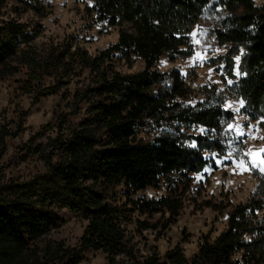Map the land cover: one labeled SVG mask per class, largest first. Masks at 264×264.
Masks as SVG:
<instances>
[{
    "label": "trees",
    "instance_id": "1",
    "mask_svg": "<svg viewBox=\"0 0 264 264\" xmlns=\"http://www.w3.org/2000/svg\"><path fill=\"white\" fill-rule=\"evenodd\" d=\"M91 1L87 11L98 22L108 26L130 24L134 34L120 32L114 45L93 58L81 53V65L97 74L84 94L98 100L67 138L55 145L51 142L52 150L59 154L57 162L52 163L51 152L45 153L41 146L35 148L47 167L48 182L10 187L13 197L0 201V246L23 249L57 228L58 219L50 209L57 204L76 213L87 225L78 249L56 244L46 252L49 262L79 264L82 253L94 251L104 254L107 264H264V217L257 219L264 201L255 197L234 206L226 229L212 242L205 239L189 259L178 246L163 257L155 250L140 254L125 227L132 220L126 213L151 217L166 211L169 219L162 229L168 228L178 216L193 175L207 166L215 167L205 152L223 155L225 142L230 139L233 114L222 107L221 96L209 93L193 104L179 102L177 99H184L187 93L180 76L154 69L164 53L178 57L192 54L191 27L212 0ZM220 2L229 12L238 7L243 10L240 15L226 17L215 36L219 44L243 47L244 75L231 90L247 108L257 112L264 105V6L259 8L252 0ZM32 10L42 16V10ZM26 28L15 19L0 22V65L22 46L28 48L39 34L37 25ZM115 55L127 63L136 56L144 67L134 74L107 75L103 66ZM34 62L28 61L35 68L32 78L39 69ZM159 84L166 89L152 91ZM55 91V86L46 89L48 94ZM144 130L152 133L151 138L137 139ZM118 186L125 196L120 203L112 198L113 188ZM162 186L167 196L132 198L138 191ZM134 223L139 231L159 226L139 217Z\"/></svg>",
    "mask_w": 264,
    "mask_h": 264
},
{
    "label": "rangeland",
    "instance_id": "2",
    "mask_svg": "<svg viewBox=\"0 0 264 264\" xmlns=\"http://www.w3.org/2000/svg\"><path fill=\"white\" fill-rule=\"evenodd\" d=\"M24 1L0 0V22L15 19L28 30L36 25L39 29L28 48L22 46L14 57L0 65V201L13 197L11 186H37L48 182L47 167L35 148L41 146L45 153L51 152L52 163L57 162L59 154L52 150L51 142L55 145L56 141L67 138L88 116L89 106L98 100L90 93L84 94L93 86L97 74L81 65V53L93 58L114 45L120 32L134 34L130 24L108 26L98 22L95 15L87 11L91 0ZM252 1L259 8L264 6V0ZM33 7L42 10V16L35 14ZM242 12L240 7L229 12L220 0H212L203 16L191 27L192 54L178 57L164 53L154 66L162 74L176 72L180 76L187 93L184 99H177L179 102L193 104L214 93L222 97V107L232 112L233 119L224 154L205 152V157L212 159L215 167L207 166L193 175L178 216L168 228L162 229L169 219L166 211L151 217L126 213L132 219L125 225L127 234L140 254L155 250L163 257L178 246L189 259L205 239L212 242L226 229L234 206L252 197L264 201V172L259 167L252 168L249 163L259 164L264 159L260 151L264 149V105L257 112L252 111L232 92V86L244 75L245 52L243 47L219 44L215 36L226 17ZM30 59L39 64L36 78L31 76L35 68L28 65ZM143 67V61L136 56L127 63L115 55L105 62L103 71L107 75L111 72L134 74ZM52 86L56 91L48 94L46 89ZM166 87L155 85L152 91H164ZM151 136V132L144 130L137 139L146 141ZM248 152L251 155H245ZM113 189L115 196L112 198L123 202L122 188ZM161 196H167L163 186L138 191L132 198L158 199ZM50 209L58 219L57 228L28 242L23 249L0 246V264H58L57 261L49 262L46 255L49 249L60 243L65 248H79L86 221L57 204ZM138 217L159 226L156 230L139 231L134 223ZM262 217L264 209L257 212V219ZM79 264H107V259L100 252L85 251Z\"/></svg>",
    "mask_w": 264,
    "mask_h": 264
},
{
    "label": "snow or ice",
    "instance_id": "3",
    "mask_svg": "<svg viewBox=\"0 0 264 264\" xmlns=\"http://www.w3.org/2000/svg\"><path fill=\"white\" fill-rule=\"evenodd\" d=\"M260 151L261 153H264V149H261ZM245 155H251V152L245 153ZM249 163L251 164L252 168L259 167L260 171L264 172V167H261V164H264V159H262L259 164L256 163L255 161H250ZM241 164H243V162H241Z\"/></svg>",
    "mask_w": 264,
    "mask_h": 264
}]
</instances>
